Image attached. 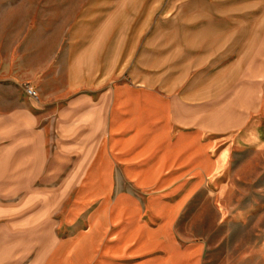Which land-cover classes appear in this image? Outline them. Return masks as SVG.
Here are the masks:
<instances>
[{
  "label": "rangeland",
  "instance_id": "374dc122",
  "mask_svg": "<svg viewBox=\"0 0 264 264\" xmlns=\"http://www.w3.org/2000/svg\"><path fill=\"white\" fill-rule=\"evenodd\" d=\"M116 85L177 99L185 128L200 116L210 167L180 183L173 238L201 264H264V0H0V264H55L111 205L70 187L86 150L57 141L66 102Z\"/></svg>",
  "mask_w": 264,
  "mask_h": 264
},
{
  "label": "crops",
  "instance_id": "0c3cea01",
  "mask_svg": "<svg viewBox=\"0 0 264 264\" xmlns=\"http://www.w3.org/2000/svg\"><path fill=\"white\" fill-rule=\"evenodd\" d=\"M176 102L151 89L125 85L112 87L107 96L104 91L95 98L82 94L66 102L57 142L71 150H86L74 163L69 159V165L75 166L70 187L80 182L82 199L106 202L112 196V202L64 252L51 254V262L201 264L202 245L180 244L170 224L189 192L180 183L187 177L198 178L210 167L203 157L209 145L201 141L200 116L185 128ZM8 117L1 111L0 123L8 126ZM0 145L3 157L7 144L2 140ZM3 158L5 166L8 159ZM120 184L127 190L118 188ZM153 189L156 193L145 195L141 205L138 197ZM177 194L175 203L167 201ZM142 207L158 219L156 228L142 224Z\"/></svg>",
  "mask_w": 264,
  "mask_h": 264
},
{
  "label": "built area",
  "instance_id": "2783aa9c",
  "mask_svg": "<svg viewBox=\"0 0 264 264\" xmlns=\"http://www.w3.org/2000/svg\"><path fill=\"white\" fill-rule=\"evenodd\" d=\"M28 95L34 97V96H35V93L29 89V90H28Z\"/></svg>",
  "mask_w": 264,
  "mask_h": 264
}]
</instances>
